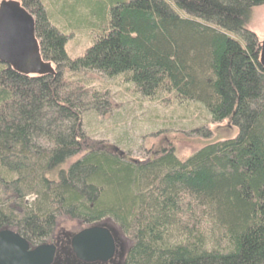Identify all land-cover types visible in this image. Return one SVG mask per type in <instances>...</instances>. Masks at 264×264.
I'll return each mask as SVG.
<instances>
[{
	"label": "trees",
	"instance_id": "1",
	"mask_svg": "<svg viewBox=\"0 0 264 264\" xmlns=\"http://www.w3.org/2000/svg\"><path fill=\"white\" fill-rule=\"evenodd\" d=\"M17 1L55 73L0 62V231L52 253L66 219L113 231L123 247L115 264H264V65L248 30L264 0ZM74 28L95 34L70 59ZM92 73L163 104H194L239 135L186 159L169 146L133 160L86 131V117L112 106L109 90L90 87ZM80 233L61 264H89L74 252Z\"/></svg>",
	"mask_w": 264,
	"mask_h": 264
},
{
	"label": "rangeland",
	"instance_id": "2",
	"mask_svg": "<svg viewBox=\"0 0 264 264\" xmlns=\"http://www.w3.org/2000/svg\"><path fill=\"white\" fill-rule=\"evenodd\" d=\"M3 1L0 0V4ZM68 31V29L66 28ZM262 42L264 39V6L254 11L248 27ZM92 30L69 29L66 52L70 59L81 57L92 45ZM90 87L97 86L110 91L112 106L103 117L90 115L84 120L89 137L106 143L109 149L118 148L133 160H144L169 146L175 154L186 159L194 152L218 142L238 137L239 127L228 121L212 124L209 115L196 105H171L139 95L122 77L106 78L100 74H88ZM33 202L34 197L27 198ZM85 227L70 220L58 221L57 235L68 237Z\"/></svg>",
	"mask_w": 264,
	"mask_h": 264
},
{
	"label": "water",
	"instance_id": "3",
	"mask_svg": "<svg viewBox=\"0 0 264 264\" xmlns=\"http://www.w3.org/2000/svg\"><path fill=\"white\" fill-rule=\"evenodd\" d=\"M0 62L27 76L42 77L55 73L52 63L42 57L33 17L17 0L0 4ZM261 62L264 65V39L261 43ZM75 241L77 251L74 252L85 261H108L114 256L113 231L108 228L86 229ZM48 252L47 258L41 261L18 234L9 230L0 231V264H48L45 260L54 258Z\"/></svg>",
	"mask_w": 264,
	"mask_h": 264
},
{
	"label": "flooded vegetation",
	"instance_id": "4",
	"mask_svg": "<svg viewBox=\"0 0 264 264\" xmlns=\"http://www.w3.org/2000/svg\"><path fill=\"white\" fill-rule=\"evenodd\" d=\"M74 234L66 237V239L62 240L60 239L59 237L56 238V246H57V249L54 247L53 249V252H52V256L54 258H52V260H45L47 261L48 264H61L62 262H64V259L66 258L65 255H67V251L69 250L65 244H67L68 242H66L69 238H71ZM79 235V234H78ZM76 235V236H78ZM76 236H74L73 240H72V243L76 242L75 239H76ZM114 241H115V253H114V256L112 257V259L108 260V261H94V262H89V261H85V259L83 257H81L79 255V253H76L77 256H79V259L81 260H84L86 263L89 262V264H115L117 262V260H114V259H117L118 257H120L123 253V250H122V244H121V247L120 245H118V240L116 239V237H114ZM74 249H75V244H74ZM30 250L32 252L35 253V256L41 260V259H45L47 258L46 256L49 255V252L47 250V245H43V246H40V247H36L35 249H31ZM57 250V251H55ZM77 251V249H75ZM42 261V260H41Z\"/></svg>",
	"mask_w": 264,
	"mask_h": 264
},
{
	"label": "bare ground",
	"instance_id": "5",
	"mask_svg": "<svg viewBox=\"0 0 264 264\" xmlns=\"http://www.w3.org/2000/svg\"><path fill=\"white\" fill-rule=\"evenodd\" d=\"M10 1V0H9ZM262 43V42H261ZM53 65V64H52ZM53 68H54V66H53Z\"/></svg>",
	"mask_w": 264,
	"mask_h": 264
}]
</instances>
